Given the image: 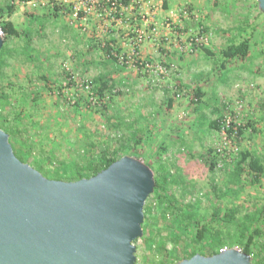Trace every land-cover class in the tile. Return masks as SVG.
<instances>
[{"label":"rangeland","instance_id":"374dc122","mask_svg":"<svg viewBox=\"0 0 264 264\" xmlns=\"http://www.w3.org/2000/svg\"><path fill=\"white\" fill-rule=\"evenodd\" d=\"M155 1L145 7L155 12L134 17L87 12L79 0H0L13 2L14 11L1 18L18 31L3 38L9 52L1 58L0 83L11 82L7 90L14 95L19 85L37 92L32 123L19 135L32 143L27 160L32 167L36 161L49 171L58 163L83 162L85 152L96 147H120L119 155L139 158L154 177L167 175L168 195L179 207L192 206L198 224L216 225V215L230 208L241 216L264 205V172L257 183L249 176L240 189L229 185L240 149L264 157V14L256 0ZM54 6L62 8L57 16ZM110 35L124 67L110 62L102 49ZM246 38L245 57L221 56L228 43ZM98 75L113 82L103 97L93 87ZM196 88L203 93L198 101ZM215 119L219 130L207 126ZM13 123L11 112L4 124ZM238 126L243 133L229 136L226 129ZM157 201L152 191L144 206ZM160 213L154 208L147 217L146 240L133 241L134 264H171L161 263L156 245L165 237L167 250L175 246L158 221ZM186 225L187 236L177 247L190 250L196 223ZM229 226L222 247L241 250L243 240L231 234L235 224ZM260 250L251 247V263Z\"/></svg>","mask_w":264,"mask_h":264},{"label":"water","instance_id":"95a60500","mask_svg":"<svg viewBox=\"0 0 264 264\" xmlns=\"http://www.w3.org/2000/svg\"><path fill=\"white\" fill-rule=\"evenodd\" d=\"M256 3L264 14V0ZM154 186L151 167L130 154L90 177L47 178L16 157L0 128V264H134ZM175 264L252 263L226 248Z\"/></svg>","mask_w":264,"mask_h":264},{"label":"trees","instance_id":"16d2710c","mask_svg":"<svg viewBox=\"0 0 264 264\" xmlns=\"http://www.w3.org/2000/svg\"><path fill=\"white\" fill-rule=\"evenodd\" d=\"M116 6L115 8H109L110 12H124V8L130 4L131 0H115ZM110 6H107V8ZM52 10L55 16L56 12H62V8L60 6H54ZM14 11L13 2H6V4H0V29L3 33V38L6 35H18L17 29L14 27L11 21L2 20L1 13L7 12L10 15ZM25 37L27 38V42H29L30 37L28 33L23 32ZM108 42L104 44L103 50L108 56V60L113 61L115 65L124 67V62L119 63L118 58L114 53L118 54V49L115 50L113 48V44L116 42L115 38L110 35L108 38ZM204 52L207 55H211L212 52L206 46H202ZM120 49V48H119ZM9 48L5 43L2 44L0 48V61L5 55H8ZM249 52V43L247 38L242 39L239 42H230L227 46L221 51V56L224 59H232L235 57H245ZM29 57L31 55L27 54ZM3 60L0 63V66H3ZM3 73L0 70V78H2ZM103 75H98L93 79V87L95 91H97L100 97H103L104 93L113 86V82L110 79H103ZM40 78L43 79V76L40 75ZM3 79V78H2ZM44 80V79H43ZM8 81V80H7ZM47 81V80H46ZM4 82V81H3ZM11 82L0 83V128L4 130L8 134V140L12 146L13 152L16 157L22 162H26L30 156V150L32 148V143L24 138H20L19 135L26 127L27 123H32L31 111L38 102L37 92H32L31 89H27L23 85H19L16 89L18 95L12 94L9 88ZM9 89V90H7ZM194 95L196 100H200L203 93L199 88L194 90ZM13 112V121L11 124H4V121H7V116L9 113ZM208 128L219 130L220 122L219 120H211L207 123ZM228 135L230 136L232 133L240 135L243 133L242 128L240 126L237 127V130H232L231 128L226 129ZM104 143V142H103ZM93 145V144H90ZM97 146V145H96ZM101 146V145H100ZM92 149L95 146L91 147ZM120 147L114 148L110 147V144L104 145L101 147H96L94 151H86L84 157H87L83 162L75 163L70 162L66 163H58L56 167L51 165V169L49 171H45L42 169L39 163L35 160V166L33 167L37 169L43 176H46L50 179H61L67 181L77 180L83 177H90L101 171L102 169L109 166L113 161L120 158L119 155ZM235 161L233 162L232 169L229 171V185L230 187H234L232 190L240 189L244 186V181L249 176L251 177V183H257L260 180L261 175L264 172V157L257 156L254 152L243 149L237 152V157H235ZM30 164V163H29ZM50 164V163H49ZM68 165V166H67ZM215 166L211 164L210 169L213 170ZM50 174V175H49ZM155 186L153 189V193L157 196V203H147L144 206V220L142 222V236L146 240V234L148 233L147 226H149V221H147V217L150 213L156 208L160 210V218L159 222L168 229V234L171 240L174 241V245L172 250H167L165 247V237L164 239H160L157 241V249L160 251L162 255L161 263H166L167 260H171V264H175L180 259H188L196 253L202 254L204 256H210L217 254L222 248L223 238L226 237V231L229 229V225L231 223L235 224V232H231V234H236V238L238 241L243 240V247L241 249L242 252H245L249 256H252L251 247L254 245H259L261 249L259 251V255L262 252L261 256L258 255L256 262L252 264H264V205L256 206L254 209H250L247 212H244L243 215L237 216V208H230L222 213V215H216L218 220L216 225H208L206 223L198 224L199 220H197L194 215V211H192V206H187L188 209L177 206V202L174 201L173 196L168 195L165 184L167 183V175H162V178L159 179L154 177ZM221 190V189H219ZM149 196V195H148ZM159 206V207H158ZM215 213V212H214ZM189 218V219H185ZM151 219V218H150ZM194 220L196 223L195 231L192 236L193 245L190 250L182 249L177 247V243L181 241V236L186 238V221ZM158 224V222H157ZM155 228L156 230L159 228L158 226H153L151 229ZM153 231V230H152ZM181 234V235H180ZM230 235V234H229ZM136 238L135 240H137ZM134 240V241H135ZM200 244V247L197 245Z\"/></svg>","mask_w":264,"mask_h":264},{"label":"built area","instance_id":"2783aa9c","mask_svg":"<svg viewBox=\"0 0 264 264\" xmlns=\"http://www.w3.org/2000/svg\"><path fill=\"white\" fill-rule=\"evenodd\" d=\"M80 3H84L85 9L87 12H90L91 10L96 9V11L100 12H109L110 14L116 15L117 12H110L109 8H115L116 1L115 0H79ZM107 6H110L107 8ZM1 30V29H0ZM154 30V28H153ZM2 33V30H1ZM140 35H138L137 40H140ZM226 249V247L222 248L221 250ZM220 250V251H221Z\"/></svg>","mask_w":264,"mask_h":264},{"label":"crops","instance_id":"0c3cea01","mask_svg":"<svg viewBox=\"0 0 264 264\" xmlns=\"http://www.w3.org/2000/svg\"><path fill=\"white\" fill-rule=\"evenodd\" d=\"M153 4H156L155 0H131L130 4L124 8V12H133L132 15L133 16L135 15L134 17H136L137 12H147L148 10L145 9V7H147V5H149V7L150 6L152 7ZM148 12H155V11L151 10Z\"/></svg>","mask_w":264,"mask_h":264}]
</instances>
